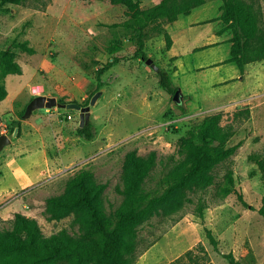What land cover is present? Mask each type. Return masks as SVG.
Returning a JSON list of instances; mask_svg holds the SVG:
<instances>
[{
	"label": "rangeland",
	"instance_id": "1",
	"mask_svg": "<svg viewBox=\"0 0 264 264\" xmlns=\"http://www.w3.org/2000/svg\"><path fill=\"white\" fill-rule=\"evenodd\" d=\"M160 1L142 0L141 7L147 9ZM246 1L254 5L264 37V0ZM220 6V1L207 0L174 23L150 24L142 39L148 57L159 67L155 70L135 56L140 39L122 25L128 20L124 5L104 0H24L19 5H0V48L11 47L16 40L36 49L34 54H18L26 70L23 79L36 75L31 92L49 91L59 100H75L83 106L103 92L91 106L89 120L97 129L94 140L78 134L76 110L43 108L21 120L20 136L28 121L39 125L50 158L64 165L46 182L7 191L4 198L0 195V228H11L15 214L22 212L36 218L47 236L62 229L78 234L80 227L73 215L50 219L47 199L62 195L68 179L88 167L98 182L107 184L105 205L113 212L124 198L120 192L124 161L133 150L141 156L157 154L145 187L162 191L164 176L182 158L180 139L205 117L222 112V124L235 130L229 144L238 145L236 153L214 169L212 186L190 193L191 200L180 212L156 215L140 227L135 264L153 247L171 260L174 257L170 264H234L230 256L240 264H264V218L260 214L264 203V59L247 63L244 73L235 63H225L231 53V34H218ZM160 27L174 40L171 50ZM117 41L119 50L114 55L120 61L99 76L98 70L112 59L111 49ZM160 69L169 71L181 90L179 103L175 94L161 86ZM41 81L46 89L37 85ZM30 97L23 95L17 106L27 105ZM8 103H0V123L10 127ZM17 138L12 137L13 145ZM6 152H0V159ZM229 172L234 174L235 187L225 196ZM15 180L11 176L3 186ZM205 227L213 231L217 247Z\"/></svg>",
	"mask_w": 264,
	"mask_h": 264
},
{
	"label": "trees",
	"instance_id": "2",
	"mask_svg": "<svg viewBox=\"0 0 264 264\" xmlns=\"http://www.w3.org/2000/svg\"><path fill=\"white\" fill-rule=\"evenodd\" d=\"M23 1L0 0V5H19ZM104 1L127 8L128 20L122 25L137 34L140 42L135 56L144 60L149 57L142 36L150 24L174 23L181 16H189L194 9L207 3V0H161L144 9L141 7L142 0ZM217 1L221 2V15L217 19L220 23L218 34H231V53L225 63H235L244 73L247 63L264 59V37L261 35L255 7L246 0ZM159 31L165 33L167 50H171L174 43L171 34L163 27ZM119 45L117 41L112 47L113 57L98 70L99 76L120 61L114 55ZM20 51L34 54L36 49L27 41L16 40L11 47L0 48V102L8 95L7 76L23 73L18 61ZM158 75L161 86L175 94L178 88L170 72L160 69ZM59 101L68 103L63 98ZM27 105L10 119V133L18 129L17 137L21 135V120ZM222 121V112L209 115L180 139L178 151L182 158L164 176L162 191L145 187L157 164V154L151 152L141 156L136 150L128 152L120 190L124 198L113 212H108L105 205L107 184L98 182L95 173L88 167L77 170L68 179L62 195L47 199L46 212L52 220H62L73 215L80 232L75 235L62 229L47 236L36 218L18 212L11 228H0V264H135L140 227L156 215L173 216L180 212L191 200L190 193L212 186L215 183L214 169L236 153L238 145L229 144L235 130L232 125H223ZM78 134L87 140H94L97 136L95 124L89 120L84 127H78ZM261 168L264 173V161ZM234 187L235 177L229 172L224 195L231 194ZM199 212L204 218L203 206L199 207ZM260 214L264 218V203ZM205 231L211 244L217 247L218 240L213 231L207 227ZM189 254L190 251L186 253L187 256ZM230 258L232 263L240 264Z\"/></svg>",
	"mask_w": 264,
	"mask_h": 264
},
{
	"label": "crops",
	"instance_id": "3",
	"mask_svg": "<svg viewBox=\"0 0 264 264\" xmlns=\"http://www.w3.org/2000/svg\"><path fill=\"white\" fill-rule=\"evenodd\" d=\"M22 68V74H10L6 78L8 95L6 99L1 102H9L8 105L10 107L9 111L11 112V118L15 111L24 108V106H17L18 100L23 95H30V99L39 96L38 94L47 96L54 95L49 91L39 92L37 94L31 92V87L35 83L34 78L36 75L34 74L30 80L26 81L23 79L26 70L23 66ZM9 81L11 85H9ZM44 83L45 82L41 81L37 85L40 87L43 86V89H46L47 84ZM16 106L19 109H17ZM25 124L27 125L24 128L22 127V129H24V134L16 139L14 145L13 143L10 144L12 147L9 149L4 147L2 150H7L0 159V195H2L3 198L7 191L12 192L14 189H28L29 187H35L50 180L56 175L57 171L60 169V165H64V161L59 162L58 165L50 158L46 142L41 136L39 125L29 121ZM11 176L16 177V180L12 183H8L4 187V180ZM156 250L157 247L151 248L149 253L145 254L140 264H170V262L175 260L174 257V259L172 258L171 260L170 257L167 258V256H169L168 254L164 255L156 252ZM153 254L155 256L150 258Z\"/></svg>",
	"mask_w": 264,
	"mask_h": 264
},
{
	"label": "water",
	"instance_id": "4",
	"mask_svg": "<svg viewBox=\"0 0 264 264\" xmlns=\"http://www.w3.org/2000/svg\"><path fill=\"white\" fill-rule=\"evenodd\" d=\"M148 65H151L155 70H158L159 67L153 62L151 58H148L146 60ZM181 90L178 89L175 93L174 100L179 103V94ZM103 94L102 91L97 92L91 99V104L87 106H83L80 103L77 102H69V103H63L60 102L59 99L56 96H47V95H39L35 96L27 105L25 114L23 116V119L29 118L35 110L47 108L52 109L55 107H59L62 109H68V110H76L79 112L80 116V127H84L86 122L89 121V118L91 116V106L95 105L97 100L101 97ZM18 132V129H17ZM17 136V133L15 134ZM12 143V139L9 135H0V152L3 150L4 147L7 145H10Z\"/></svg>",
	"mask_w": 264,
	"mask_h": 264
},
{
	"label": "built area",
	"instance_id": "5",
	"mask_svg": "<svg viewBox=\"0 0 264 264\" xmlns=\"http://www.w3.org/2000/svg\"><path fill=\"white\" fill-rule=\"evenodd\" d=\"M68 117H69V119H73V115H71V114ZM16 133H17V129L14 133L11 134L9 126L7 124H4V123L0 124V135H4V134L9 135L12 139V137H15Z\"/></svg>",
	"mask_w": 264,
	"mask_h": 264
}]
</instances>
